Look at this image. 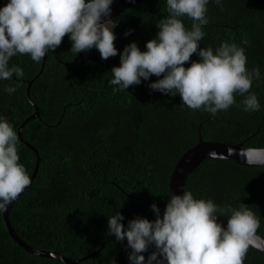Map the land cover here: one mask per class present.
Here are the masks:
<instances>
[{
	"label": "trees",
	"instance_id": "obj_1",
	"mask_svg": "<svg viewBox=\"0 0 264 264\" xmlns=\"http://www.w3.org/2000/svg\"><path fill=\"white\" fill-rule=\"evenodd\" d=\"M6 2L0 0V6ZM168 15L166 0H139L114 20L116 56L102 59L92 48L75 55L68 35L37 63L30 55L18 54L10 64L23 68L24 76L0 80V115L15 127L35 112L26 95L37 106L39 118L28 121L21 137L40 158L35 178L12 204L9 221L17 236L39 250L57 251L77 260L96 251L108 235V215L120 211L126 226L130 219L163 214L169 199L168 183L177 160L199 137L204 141L243 143L264 148V0H223V8L208 5V24L200 47L217 48L221 41L245 47L246 67L258 66L262 77L253 81L261 108L243 110L239 94L236 104L215 116L182 104L147 85L161 77L150 76L126 91H114L111 69L119 66V52L130 42L145 50L146 41L158 32L156 23ZM185 27L192 21L184 18ZM131 29L129 35H125ZM247 39L249 43L242 45ZM75 55V56H74ZM200 58L194 53L190 61ZM17 79L15 93L4 92ZM34 79V80H33ZM246 95V94H245ZM240 105V106H237ZM27 144L17 145L20 163L29 176L36 156ZM185 190L196 198H212L218 205L239 207L244 203L261 217L257 233L264 237V167L243 166L225 159L207 160L188 177ZM218 215L228 216L225 211ZM127 240L111 235L104 248L78 264H130ZM155 250L150 245L145 259ZM0 264H62L33 256L10 238L0 213ZM244 264H264V253L249 248Z\"/></svg>",
	"mask_w": 264,
	"mask_h": 264
},
{
	"label": "clouds",
	"instance_id": "obj_2",
	"mask_svg": "<svg viewBox=\"0 0 264 264\" xmlns=\"http://www.w3.org/2000/svg\"><path fill=\"white\" fill-rule=\"evenodd\" d=\"M223 8V0H211ZM113 0H7L0 6V80L22 78L24 70L10 64L18 54L30 55L39 63L46 54L55 51L65 35L71 41L70 51L75 55L95 48L102 59L116 56L114 29L118 22L111 18ZM210 0H166L168 15L156 23V36L141 50L130 42L119 52L120 64L111 69L109 83L114 91L140 84L150 76L161 77L148 87L171 96L179 94L182 104L192 110H204L215 116L236 104V95L243 97L241 105L246 112L261 108L253 81L262 77L258 66L246 67L245 47L232 41L220 45L200 47L205 36L203 26L208 24ZM184 18L192 21L185 27ZM131 29L125 35L131 33ZM249 41L243 39L242 45ZM200 59L190 61L192 54ZM74 55V56H75ZM20 86L17 79L6 85L4 92L15 93ZM246 94V95H245ZM240 106V105H237ZM15 127L0 115V213L17 199L30 185V176L20 163ZM233 155L244 151L230 149ZM264 149L247 151L248 161L264 164L260 153ZM214 155V153H210ZM156 214L154 220L143 217L122 223L120 211L108 215V234L116 240H127L130 264H244L250 247H256L261 217L244 203L239 207L218 205L212 198H196L191 190L182 195L171 194L163 214L155 203L150 205ZM229 212L226 227L218 221V213ZM154 245L147 259L143 255ZM115 264V261H113Z\"/></svg>",
	"mask_w": 264,
	"mask_h": 264
},
{
	"label": "water",
	"instance_id": "obj_3",
	"mask_svg": "<svg viewBox=\"0 0 264 264\" xmlns=\"http://www.w3.org/2000/svg\"><path fill=\"white\" fill-rule=\"evenodd\" d=\"M2 1L7 3V0H2ZM138 1L139 0H113V3L111 5V8H112L111 18L115 19L121 12H123L125 9L129 8L131 5H133L134 3L138 2ZM83 52L84 51H81L80 55ZM44 59H45V57L42 59L41 70L44 66ZM31 84H32V81H29L27 84L26 95H27L28 101L33 105L35 112L32 115L28 116L25 120H23V122L20 124V126L18 128L19 140L24 144H27V143H25L21 137V130H22L23 126L28 121L39 118V116H40L39 115L40 113L38 111L37 106L32 103V100H31L30 95H29V88H30ZM27 146L29 149H31L33 151V153L36 156L35 165H34L32 174L30 175V180L32 183L33 179L35 178V176L37 174L38 168H39L40 158L38 156V152L36 151V149L33 146H31L30 144H27ZM230 149L236 150L237 152L244 151L245 155H243V156L233 155L232 152L230 151ZM249 149H253V148L244 146V144L242 142L237 143V144H228V143H222V142L204 141L199 137L198 142L194 146L189 148L186 152H184L182 154V156L175 163L174 168H173L171 175H170V178H169L168 195L170 196L173 193L182 195L183 189H185V185H186L188 177L191 175V173L200 164H202L203 162H205L207 160L225 159V160H230L234 163H237V164L243 165V166L264 167V164L252 163V162L248 161L247 151ZM260 149H264V148H260ZM210 153H214V155H210ZM260 156H261V159L264 160V152H261ZM31 183H30V185H31ZM30 185L25 187V189L18 195L17 199L27 190V188ZM16 200H14L12 203H10L7 206L6 211L2 212L3 224L7 230L10 238L13 240V242L16 243L24 251L30 253L33 256L57 260V261L61 262L62 264H78V263L86 260L87 258L98 254L104 248L105 243L107 242L108 238L111 236V234H108L106 236V238L103 240V242L101 243L100 247L96 251H94L93 253H91V254L83 257V258L77 259V260H71V259L63 256L62 254L58 253L57 251H45V250L36 249L32 246H29L23 240H21L17 236V234L15 233L14 229L12 228V226L10 224L9 210H10L12 204ZM145 203H146V212H145L143 218H146L148 215V212H149L148 204L146 201H145ZM227 220H228V217L218 215V221L221 222L222 225L225 227L227 225ZM125 227H127V225ZM258 236L261 238L256 240L255 243L257 246L251 247V248H253V249H255L261 253H264V237H262L259 234H258Z\"/></svg>",
	"mask_w": 264,
	"mask_h": 264
}]
</instances>
